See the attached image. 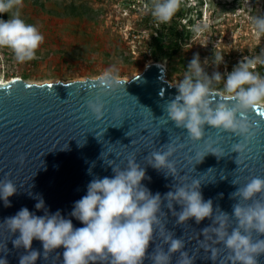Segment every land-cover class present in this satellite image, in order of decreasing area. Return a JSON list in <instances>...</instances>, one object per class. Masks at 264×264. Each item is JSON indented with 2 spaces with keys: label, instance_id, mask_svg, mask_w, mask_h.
<instances>
[{
  "label": "clouds",
  "instance_id": "1",
  "mask_svg": "<svg viewBox=\"0 0 264 264\" xmlns=\"http://www.w3.org/2000/svg\"><path fill=\"white\" fill-rule=\"evenodd\" d=\"M181 3L182 0H148L145 9L154 22L167 24ZM22 8L23 0H0V15L9 17L0 19V49L10 50L15 62L20 64L36 59L44 42L38 27L23 18ZM250 23L254 31L264 33V15L252 16ZM215 60L219 62L221 57ZM261 67H264V51L244 57L226 78L218 71L209 76L199 56H194L182 79L174 85L177 95L165 105V123L171 121L175 127L186 129L192 141L204 139L205 125L239 137V142L232 147V152L238 153L235 161L238 165V159L241 161L254 136L255 124L246 117L264 105V75L258 71ZM221 83L223 86L218 87ZM120 84L112 71L97 78L99 92L87 102L88 110L97 120L105 115L103 97ZM218 143L206 142V151L196 153V164L208 154L218 160L224 157L223 149L215 146ZM182 147L183 144L170 142L167 150L153 151L145 159L154 169L166 170V175L176 179V163L170 158ZM20 161L23 162V157ZM109 166L114 175L93 178L87 185L86 195L74 203L69 214L82 227H74L72 219L63 216L60 210L50 213L42 197H36L35 208L43 210V215L38 216L24 207L0 223L11 234L19 232L12 241L13 246L27 250L19 264H35L41 256L46 260L61 247L64 249L61 264H143L146 258L152 264H171L175 253H179L177 264H194L195 256L183 251L184 239L174 238V233L165 227L161 217L166 218V214L162 211L160 193L152 194L142 184L144 179H150L145 168L135 157L128 159L126 167ZM232 183L238 185L236 181ZM17 190L10 179L0 181V199L5 207L11 206L9 197ZM230 198L237 201L231 214L218 206L214 209L213 200L204 199L197 179L190 184L178 182L163 200L167 201L166 207L178 225L193 218L196 224L205 218L211 220L201 230L204 239L198 240V245L210 253L208 259L213 264L221 255V245L228 252L226 264H259L258 258L264 255V238H261L264 237V177H252L231 193ZM174 204L180 205L181 210L177 212ZM156 237L161 243L148 255L150 242ZM34 239L42 243V253L32 248ZM163 245L168 246L167 251ZM56 255L60 257L59 253ZM0 264H8L7 259L0 258Z\"/></svg>",
  "mask_w": 264,
  "mask_h": 264
},
{
  "label": "water",
  "instance_id": "2",
  "mask_svg": "<svg viewBox=\"0 0 264 264\" xmlns=\"http://www.w3.org/2000/svg\"><path fill=\"white\" fill-rule=\"evenodd\" d=\"M99 76L40 83L22 77L0 81V181L10 179L18 189L9 197L10 207L0 199V223L24 207L43 215V210L35 208L36 197H42L50 213L60 210L72 219L74 227H82L69 214L74 203L86 195L89 182L95 177H112L109 164L123 168L129 158L135 157L150 178L142 184L162 197L166 218H161L166 229L174 233V238L184 239L183 251L195 256L194 264H213L208 259L210 253L198 245V240L204 239L201 230L211 220L205 218L196 224L193 218L178 225L163 197L178 182L190 184L198 179L204 199H212L214 209L218 206L231 214L237 201L230 194L252 177H264V105L246 117L255 124L254 136L237 165L238 153L232 152V147L239 137L205 125L204 139L192 141L186 129L175 127L171 121L165 123V105L177 95V89L167 79L164 63L154 59L131 78H118L121 84L103 97L105 115L97 120L87 102L99 92ZM209 140L219 141L215 146L223 149L224 157L218 160L208 154L196 164V153H204ZM170 142L183 144L170 158L176 163V179L166 175V170L154 169L145 159L153 151L167 150ZM173 207L181 210L178 204ZM18 236L19 232L11 234L0 225V258H6L8 264H19L20 257L27 254L23 247L13 246ZM160 243L159 237L150 242L147 254L151 255ZM163 247L167 251L168 246ZM219 247L221 255L216 264H226L228 252ZM32 248L43 252L38 240H33ZM63 251V247L56 249L48 259L41 256L35 264H61ZM178 259L179 253L173 254L171 264H177ZM258 259L264 264V255ZM143 264L152 262L146 258Z\"/></svg>",
  "mask_w": 264,
  "mask_h": 264
},
{
  "label": "rangeland",
  "instance_id": "3",
  "mask_svg": "<svg viewBox=\"0 0 264 264\" xmlns=\"http://www.w3.org/2000/svg\"><path fill=\"white\" fill-rule=\"evenodd\" d=\"M40 1L43 5L23 0L21 9L25 21L38 27L44 36L37 58L20 64L10 50L0 49V80L26 77L38 83L69 81L97 77L106 71L129 79L156 59L146 56L150 29L142 21L147 13L143 0ZM182 1L194 6L188 16L195 22L191 38L173 60H159L166 65L170 82L177 84L182 79L196 55L209 76L218 71L226 78L244 57L264 51V33L254 31L250 23L252 16L264 15V0ZM72 2L91 10L70 14L67 8ZM217 56L221 57L219 62L215 60ZM181 60L186 61L184 66Z\"/></svg>",
  "mask_w": 264,
  "mask_h": 264
},
{
  "label": "trees",
  "instance_id": "4",
  "mask_svg": "<svg viewBox=\"0 0 264 264\" xmlns=\"http://www.w3.org/2000/svg\"><path fill=\"white\" fill-rule=\"evenodd\" d=\"M34 3L38 4L41 3L40 0H33ZM148 0H143V3L146 4ZM80 7V8H79ZM79 9H83L79 11ZM90 7L84 4L77 5L76 3L72 2L67 11L70 14H82L83 12H88ZM194 10L193 7L187 6L185 1H182L181 7L176 15L172 18V20L167 24H157L154 22L151 15L147 12L143 15L142 21L145 27L149 28L150 30V39L148 43L149 52L146 55L147 57H154L157 60H173V58L180 52L184 44L187 42L189 38L192 36V25L194 24L195 20L192 16H188V13ZM197 13L200 15L201 12ZM1 19L7 20L9 17L7 14L0 15ZM187 19V21H184ZM126 59L130 60V57H125ZM185 60V59H183ZM182 66L186 64V61H180ZM172 69L177 71L178 68L172 66ZM258 71L262 75H264V67L258 68ZM169 77V75H168ZM26 79V77H24ZM222 87L221 85H219Z\"/></svg>",
  "mask_w": 264,
  "mask_h": 264
},
{
  "label": "bare ground",
  "instance_id": "5",
  "mask_svg": "<svg viewBox=\"0 0 264 264\" xmlns=\"http://www.w3.org/2000/svg\"><path fill=\"white\" fill-rule=\"evenodd\" d=\"M0 81H5V80H0Z\"/></svg>",
  "mask_w": 264,
  "mask_h": 264
}]
</instances>
